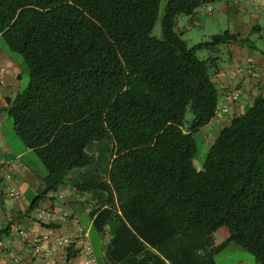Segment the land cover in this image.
Segmentation results:
<instances>
[{
	"label": "trees",
	"instance_id": "obj_1",
	"mask_svg": "<svg viewBox=\"0 0 264 264\" xmlns=\"http://www.w3.org/2000/svg\"><path fill=\"white\" fill-rule=\"evenodd\" d=\"M161 1L0 0L2 44L30 71L5 110L46 168L30 208L71 171L94 169L76 186L98 196L90 215L98 232L111 234L112 257L216 264L236 242L264 264V95L218 131L202 169L194 163L195 133L220 99L211 58L197 51L245 39L225 30L189 45L176 30L182 14L223 0H166L156 36ZM104 141L105 177L88 151ZM223 228L225 239L210 243Z\"/></svg>",
	"mask_w": 264,
	"mask_h": 264
},
{
	"label": "crops",
	"instance_id": "obj_2",
	"mask_svg": "<svg viewBox=\"0 0 264 264\" xmlns=\"http://www.w3.org/2000/svg\"><path fill=\"white\" fill-rule=\"evenodd\" d=\"M211 6L212 12L202 6L194 15L179 16L176 30L182 37L185 31H193L197 27L200 33L203 31L209 35L229 30L245 39L243 42L220 44L211 50L214 55L210 57V74L218 87L220 99L216 116L204 128L210 131L217 128L219 131L228 126L234 116L245 114L256 97L264 95V0H223ZM203 37L198 36L193 42L198 39L201 40L196 43L202 42ZM0 64L8 69L5 83L0 86V183L4 187L0 197V264H85V256L79 250L76 256L64 252L50 256L34 255L31 244L19 234L20 230L33 237H69L77 240L78 246L83 239L91 244L98 264H128L130 256L118 260L110 255L111 234L107 231L106 235L102 234L94 228L90 213L99 206L98 196L82 188L75 190L76 184L84 183L91 177L88 168L71 171L57 192L49 194L35 208H30L34 198L43 190L45 174L38 169L33 155L35 151L20 144L13 124L9 126L7 123L6 99L15 97L21 90L22 73L18 57L11 54L1 42ZM248 66L252 68V73L245 70L242 75L232 78L237 68ZM234 94L236 98L232 97ZM9 169L13 174L11 179L5 176ZM10 189H15L18 195L11 197L5 194ZM57 201L62 205L57 204ZM83 201L86 202L85 211L90 216L86 228L81 223L79 210L73 206ZM74 215L78 218V224L73 220ZM92 229L102 240L101 262L90 239L89 231ZM226 234L222 229L216 231L210 243H220ZM190 239L193 237L190 236ZM220 254L215 256L216 264ZM165 261L171 264L167 258Z\"/></svg>",
	"mask_w": 264,
	"mask_h": 264
},
{
	"label": "rangeland",
	"instance_id": "obj_3",
	"mask_svg": "<svg viewBox=\"0 0 264 264\" xmlns=\"http://www.w3.org/2000/svg\"><path fill=\"white\" fill-rule=\"evenodd\" d=\"M165 4H166V0H162L161 5H160L159 18H158V21H157L154 29H153V34L156 36H161V32H162L161 19H162V15L164 13ZM200 31L201 30L199 27H197L196 29H193V31L187 30V31H185L183 38L186 39L190 45L197 44L196 42L201 40V39H198L197 41L193 42L194 38L197 39L198 36L203 35L204 41H207L210 39L211 35L204 33L203 31L200 33ZM209 32H213V31H209ZM0 42L4 43V41L2 40L1 37H0ZM197 55L201 59H208L211 56H213L214 54L211 52V50L204 48V49H199L197 51ZM14 56L18 57V59L20 60V63H21L20 72L22 73V88H21V90H22L23 88H25L27 86V84L29 82L30 71H29V68H28L27 64L25 63L24 59L19 54H16ZM192 118H193V114H192L191 108L188 107L186 110V115H185V123L188 124ZM7 119H8V121H7L8 125L9 126L12 125L13 124L12 119L9 116H7ZM212 126L215 127L214 124ZM217 133H218L217 128H214L210 131L209 128H207V127L203 128L200 131H198L197 133H195V138H196L197 145H198V152H197L196 157L194 159V163H195L196 167H198L199 169L203 168V162L205 161V159L207 157V154H208L210 147L213 144V142L217 136ZM18 142L20 144L23 143L19 137H18ZM110 147H111L110 142L104 141V142H101L98 145L94 146L93 149L92 148L88 149V151L93 154V159L95 161V165L98 164L99 171H100L99 173L103 177H105L104 169L106 166V160L109 159V157L111 156V152L109 151ZM33 153H34L33 155L35 156V159L37 161V164L39 165L38 169L41 172H43L44 174H46V168L44 166V163L41 161V159L39 158V156L37 155L36 152H33ZM87 171H89L91 173L95 170L89 169ZM91 179L92 178L90 177L86 181L91 180ZM77 189L79 190L80 187L75 186V190H77ZM56 203L59 205H62V203L59 201H57ZM85 204H86L85 201L76 202V203H74L73 206L77 210H79V213L81 216L80 217L81 223L86 228L88 225V222L90 220V216L87 213L88 211L87 212L85 211ZM222 230L226 231L224 228ZM89 232H90V239H91L92 245L94 247V250L96 252V255H97L99 261L101 262L103 259V256H102V251H103L102 240L99 237V235L95 229H92ZM217 260H218V264H256V260H255L254 255L250 251H248L246 248L242 247L240 244H238L236 242H231L221 252V254L219 255Z\"/></svg>",
	"mask_w": 264,
	"mask_h": 264
},
{
	"label": "built area",
	"instance_id": "obj_4",
	"mask_svg": "<svg viewBox=\"0 0 264 264\" xmlns=\"http://www.w3.org/2000/svg\"><path fill=\"white\" fill-rule=\"evenodd\" d=\"M209 11L212 10L211 7L208 8ZM248 71L249 73L253 72L252 68L250 66L248 67H239L232 73V78H236L244 73V71ZM8 69L6 66L0 64V86H2L5 83V75L7 73ZM233 98H236L237 95L234 94L232 96ZM7 179H11L13 174L10 172V169L6 171L5 174ZM4 193V187H2L0 183V197ZM5 194L14 197L18 195V192L15 189H10L5 192ZM73 220L78 224V218L77 216H73ZM19 234L22 238H25L26 241L29 242L32 246V252L34 255H43V256H50L56 253H68L71 248H74L73 253H71L72 256H76L77 250L82 252V254L85 256V264H98L97 258L95 256V253L92 249V246L89 242L86 240L81 239V243H79L77 240H72L69 237H61L58 239H51L48 237H42V236H31L29 233L25 232L24 230H20Z\"/></svg>",
	"mask_w": 264,
	"mask_h": 264
},
{
	"label": "clouds",
	"instance_id": "obj_5",
	"mask_svg": "<svg viewBox=\"0 0 264 264\" xmlns=\"http://www.w3.org/2000/svg\"><path fill=\"white\" fill-rule=\"evenodd\" d=\"M205 7H206V10H207V11H209V10H208V8H209V7H211V8H212L211 4H208V5H206ZM212 10H213V8H212ZM212 10H211V11H209V12H212ZM234 79H235V78H234Z\"/></svg>",
	"mask_w": 264,
	"mask_h": 264
}]
</instances>
